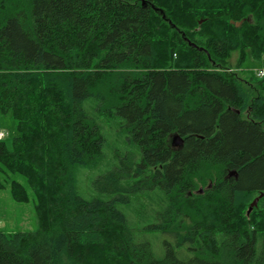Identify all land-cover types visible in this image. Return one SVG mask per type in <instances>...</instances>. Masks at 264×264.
<instances>
[{"label": "trees", "instance_id": "16d2710c", "mask_svg": "<svg viewBox=\"0 0 264 264\" xmlns=\"http://www.w3.org/2000/svg\"><path fill=\"white\" fill-rule=\"evenodd\" d=\"M234 51L237 68L264 59V0H0V114L17 132L0 188L28 203L23 178L38 219L0 230V264H264V78L240 77ZM102 120L138 155L86 200L76 171L103 160ZM140 197L156 205L134 222L118 206Z\"/></svg>", "mask_w": 264, "mask_h": 264}, {"label": "rangeland", "instance_id": "374dc122", "mask_svg": "<svg viewBox=\"0 0 264 264\" xmlns=\"http://www.w3.org/2000/svg\"><path fill=\"white\" fill-rule=\"evenodd\" d=\"M239 53L234 51L228 60V64L232 69L236 70L240 77L247 81L253 83L259 81L256 77V71L259 69H264V59L259 61L252 60L249 57L241 64L240 68H237V60ZM101 132L105 137V143L103 146V160L95 168L85 169L79 168L76 171V186L78 194L86 199L90 200L99 196L97 192L92 188L91 182L98 175L109 170L117 164L118 156H122L127 152H135L138 155L137 146L129 145L125 136L119 131V128L115 124L108 123L102 120ZM0 132L5 133L4 142L10 148L11 142L14 136L17 135L16 132V121L12 118L10 114L1 115L0 114ZM18 181L26 188L29 194L28 203H17L11 199L9 190L0 188V230L5 233L14 232H27L35 231L38 228V219L34 210V200L30 189L28 188L25 180L21 177H17ZM141 198V199H140ZM139 203L132 205L130 209L134 206L133 210L119 205L118 207L126 214L128 219L137 222V219L142 210L148 206L147 212L144 214L150 217V210L155 207V202L149 200L148 198L140 197ZM143 224L149 223L148 220L142 222ZM146 237L151 243V246L157 257L162 256L164 252L163 241L166 239L165 235L156 234H146Z\"/></svg>", "mask_w": 264, "mask_h": 264}, {"label": "water", "instance_id": "95a60500", "mask_svg": "<svg viewBox=\"0 0 264 264\" xmlns=\"http://www.w3.org/2000/svg\"><path fill=\"white\" fill-rule=\"evenodd\" d=\"M199 23H201V21ZM231 24H234L236 27H239L242 24V21L236 23L231 22ZM181 144H182V139L179 136H174L172 138V145L174 147H179ZM229 176H236V174L234 171H232L229 173ZM200 192H202V190H200ZM258 199H259L258 197L254 198V200L251 202V204L248 207L247 214H249L252 211V209L257 206Z\"/></svg>", "mask_w": 264, "mask_h": 264}, {"label": "built area", "instance_id": "2783aa9c", "mask_svg": "<svg viewBox=\"0 0 264 264\" xmlns=\"http://www.w3.org/2000/svg\"><path fill=\"white\" fill-rule=\"evenodd\" d=\"M256 76L258 78H263L264 77V69L257 70ZM4 138H5V133L0 132V140H3Z\"/></svg>", "mask_w": 264, "mask_h": 264}]
</instances>
